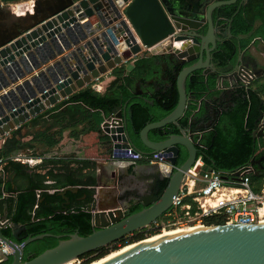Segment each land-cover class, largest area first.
I'll list each match as a JSON object with an SVG mask.
<instances>
[{"label":"water","instance_id":"water-1","mask_svg":"<svg viewBox=\"0 0 264 264\" xmlns=\"http://www.w3.org/2000/svg\"><path fill=\"white\" fill-rule=\"evenodd\" d=\"M107 1L113 7L116 16L120 17L117 5L121 6L128 0ZM72 3L73 0H34L33 13H29L27 10L17 12L7 4L0 5V57L12 50L17 53L16 48L39 32L53 29L54 26L58 29L60 26L57 27L58 22H62L68 15L73 16L72 8L75 5L70 7ZM247 3L248 0H129L123 11L135 34L122 20L121 24L126 29L128 36L125 38V42L117 44L120 55H115L112 59L109 55L111 47L103 51L96 39H92L97 50L91 42H88L86 46L92 55L88 59H84L81 50L77 49L85 63L84 65L80 63V66L75 70L69 69L70 76L56 86L58 91H54V94L47 98L45 97L43 102L29 103L26 108L20 107L0 119L1 138L21 124L28 122L62 97L82 88L92 77L104 74L108 69L114 68L116 64L121 63L122 58L128 59L132 54L139 52L140 45L135 37L137 36L143 45L152 46L151 51L154 52L152 55L165 57L162 73L154 76L150 73L147 75L150 89L154 90L147 91V94L151 95L152 92L161 88L165 90L175 82L177 103L166 116L159 120L148 121L134 132L138 134L141 144L150 152H171L168 161L175 167L181 149L186 151L185 160L166 179V184L162 189L159 188L162 178L156 170L152 181L144 185L146 189L141 193L132 194L134 202L143 206L140 210L130 213L126 209L122 213L121 205L104 210H98L93 205L90 207L94 228L91 233L79 235L75 231L67 238L60 239L56 245L46 248L28 260H22L23 247L31 240L46 234L29 236L19 243L17 240L23 238L19 234L25 227L13 223L10 229L14 239L8 238L2 234L1 229L9 219L0 217V238L12 248V261L9 264H62L148 226L170 208L172 197L177 193L184 178V172L197 157L196 137L206 129L212 128L221 111L226 110L230 104V91L233 84L248 83L251 81L248 73H257L253 67L257 65L256 60L250 55L246 56L244 49L239 48L237 52L233 51L229 54L226 47L225 36L227 39L232 36L233 18L239 11L245 12ZM77 5L88 16L94 12L101 14L104 6L107 7L105 0H79ZM49 17L50 19H48ZM27 29L33 30L24 37L16 38ZM170 36L174 41H182V44L171 50ZM28 47L25 44L24 48ZM9 57H13V54H10ZM232 59L234 63H232ZM250 63H252V67L249 68ZM133 68V62L126 63L124 65L125 75H129ZM79 69L83 71L82 76L78 73ZM194 76L200 79L193 80ZM139 78L140 81L143 75H140ZM187 80L190 84L189 90H186ZM196 82L202 83L205 88L201 93L200 101L196 98V91L192 89L193 83ZM212 90L219 92L216 95V101L209 103L204 98ZM141 92L133 91L135 94ZM144 99L146 100V98ZM262 105L264 106V98L260 97L258 116L254 121L252 132L254 137H264V127L259 125L264 117ZM130 106L120 102L115 105L109 113L103 116L102 130L109 136V142L121 136L122 146H131L134 150H140L131 141L127 127L128 123L132 124ZM210 108H214L215 112L212 113ZM209 112L211 119L198 125L197 115ZM181 117L187 118L185 124L180 122ZM169 124L175 126L178 132L170 131L164 139L160 140L149 138L148 133L151 130L163 128L162 134H164L168 130L166 126ZM131 127L134 129L133 126ZM114 146H119V144L114 143ZM251 162L253 163L254 159ZM150 166L152 167V165ZM77 188L78 186L67 185L59 190V194L65 202L57 211L63 210L69 203L65 192H75ZM138 189H141L139 184ZM148 189H150L149 193H147ZM2 220L4 221L1 222ZM96 264H264V221L190 226L182 232L130 248L113 258Z\"/></svg>","mask_w":264,"mask_h":264},{"label":"trees","instance_id":"trees-1","mask_svg":"<svg viewBox=\"0 0 264 264\" xmlns=\"http://www.w3.org/2000/svg\"><path fill=\"white\" fill-rule=\"evenodd\" d=\"M1 1L5 3L18 0ZM249 12L253 13L252 16L264 14V0H248L245 12L239 11L233 18L231 31L234 34L247 33L251 30L246 26V24L250 25L251 21L247 17ZM258 32L264 37V29H260ZM247 41L248 38L246 37L242 40V44L244 45ZM141 60L143 58H137L134 63L138 65ZM123 69L124 67L122 66L112 70L111 75L114 76V79L108 82L102 91L98 92L89 86H85L31 119L32 121H37L38 118L48 114V117L45 118H51L50 126H60L57 135L49 134V127H46L43 130L27 135L29 139L24 141L18 138L23 123L3 138L0 144V160L3 161L0 169V198L2 189L4 191H15L10 221L24 226L23 232L26 237L42 233L46 234L43 237L31 240L23 247L22 260H28L36 256L46 248L56 245L60 239L67 238L69 234L75 231L79 235H87L93 231L94 228L91 223L92 213L89 211V206L81 201L76 202V199L79 193H86L87 199H89L88 202H90L95 178L94 175H90L87 180H83L80 176L73 177V173L69 172L61 175L63 180H60L52 170L44 174L32 173L29 175L26 173L27 164L14 160L12 153L23 148L29 150L34 148L32 142L48 147L55 146L61 139L64 130L76 125H81V128L79 130L71 129L72 137H78L79 133L87 130L99 131L102 115L109 113L119 102L122 104L126 103L127 106L131 105L132 124H127L131 141L138 149L147 150L141 144L138 134L134 130L140 129L148 121L161 119L175 107L177 91L173 80H170L173 82L172 85H169L164 91L161 88L154 92L156 99L150 103L149 99L146 98L145 100L142 96L130 92L126 86L127 81H123ZM199 79V77H193V80ZM192 89L196 91V96H199L204 90V85L196 82L193 83ZM261 94L264 95V82L254 89L249 87V85L247 87L239 86L237 91L233 93L232 104L228 105L226 110L221 111L216 125L207 133H201L199 136L200 145L196 144V147L197 155L201 156L204 162L203 168L213 167L220 171L228 172L251 162L252 159L260 155L264 149V137H254L252 132L254 130V121L258 116L259 97ZM261 109H264V107L261 106ZM70 119H74L73 122ZM180 122L185 124L187 118L181 117ZM166 128L168 130L164 134H162L163 128L151 130L148 133L149 138L160 140L164 139L170 131L178 132V129L172 124L167 125ZM99 140L108 142L109 137L106 134H100ZM29 154L38 155L33 151H30ZM185 158L186 151L181 149L176 161V167L180 166ZM23 175L26 176L27 182L24 186L16 185L14 187L12 184L13 180ZM46 175L54 180L51 184L43 183V180H46ZM263 178L264 171H255L254 169L251 179L258 184L254 186L255 189L259 188ZM165 184L166 179L160 180L159 188L162 189ZM67 185H78L80 187L75 192H65L69 203L63 210L57 211L64 202L59 190ZM86 185L90 187H86ZM36 188L41 190L38 196L34 191ZM48 189H54V191L49 193ZM129 207L130 213H133L140 210L143 206L138 203L129 205ZM205 222L210 224L218 223L219 221L215 217H208ZM1 232L4 236L13 238L10 227H3ZM148 233L153 234L155 230H149ZM143 236V233L137 232L130 237H123L122 243L129 242L130 239L137 240L143 238ZM17 242L20 243L21 240H17ZM106 246L81 254L79 256L82 259L81 264H86L90 260L106 254L109 250ZM11 261L12 256L10 255L0 264H9ZM64 264H69V262Z\"/></svg>","mask_w":264,"mask_h":264},{"label":"built area","instance_id":"built-area-1","mask_svg":"<svg viewBox=\"0 0 264 264\" xmlns=\"http://www.w3.org/2000/svg\"><path fill=\"white\" fill-rule=\"evenodd\" d=\"M22 1L24 0L15 2ZM31 1V6H24L22 11L27 10L29 13H33L34 0ZM78 1L73 0L70 6L75 5L72 8L73 16L68 15L62 22H58L57 27L60 25L58 29L54 26L53 29L39 32L16 48L17 53L12 50L0 57V119L20 107L26 108L29 103L43 102L45 97L47 98L54 94V91H58L56 86L70 76L69 69L75 70L76 67L80 66V63L83 65L85 63L77 49L81 50L84 59H88L92 55L86 46L88 42H91L97 50L92 39H96L103 51L111 47L109 55L112 59L115 55H120L117 44L125 42V38L128 36L126 29L121 24L122 20L135 34L123 11L129 0L121 6L117 5L121 14L120 17L116 16L113 7L107 0H105L107 7L104 6L101 14L94 12L89 16L84 14L82 8L77 5ZM12 3L7 5L12 7ZM32 30L22 31L16 38L24 37ZM135 37L140 45L139 52L132 54L128 59L122 58L121 63L116 64L112 69H108L104 74L92 77L83 87L89 86L100 92L103 89L100 84L102 77L111 73L113 69L124 66L128 62H134L140 56L154 53L151 51L152 46L143 45L137 36ZM171 37H169V41L171 50H173L177 47L175 43L182 44V41H174ZM25 44L29 47L24 48ZM126 48L129 47L126 46ZM10 54H13V57L10 58ZM78 73L80 76L83 75L81 69L78 70ZM68 96L62 97L56 103L46 107L45 110ZM100 129L102 130V122ZM196 142L199 144V135L196 137ZM114 143L119 144V146H114ZM109 145L108 163L113 168L129 167L144 162L152 165L162 179H168L177 168L168 161L171 152H142L134 150L131 146L124 147L121 136L110 141ZM13 158L20 159L19 157ZM25 160L30 164L34 161L32 158ZM203 166L204 162L201 156L197 155L193 164L184 172V178L177 193L172 197L170 208L164 212L160 221L156 219L151 223L154 226L153 229L185 228L207 224L205 220L208 217H215L219 221L218 223L228 224L264 221V178L259 184V188L255 189L251 179V174L254 172V166L251 162L228 172L213 167L203 168ZM127 207L122 206V213L126 211ZM8 225H11L9 221L4 227ZM11 253L12 248L0 238V263L6 260Z\"/></svg>","mask_w":264,"mask_h":264},{"label":"crops","instance_id":"crops-1","mask_svg":"<svg viewBox=\"0 0 264 264\" xmlns=\"http://www.w3.org/2000/svg\"><path fill=\"white\" fill-rule=\"evenodd\" d=\"M8 3H11V2H5L4 3L0 0V5H6ZM252 14H253L252 12L247 13V17L251 21H250V25L246 24L248 29H251V30L248 31L247 33H240V36H243V37L247 36V38H248L250 33L252 32V35L255 36V37H253L254 39L255 38L257 39V36L261 37L260 41L256 40L258 42L259 46L261 47L264 45V37H263V35H260L258 30L264 29V14L262 13V14H258L255 16H252ZM249 42L250 41H247L243 46H248ZM251 51H253V50L251 49ZM139 58H143V60H141L138 65H136L133 62L134 68L130 72L129 75H125L124 69H123V75H122V77L124 76L123 81L124 82L127 81L126 86L130 90V92L133 93V91H142L140 94H135V93H133V94L142 96L143 98L150 99V95L147 94V91L151 92L154 90L150 89V86L148 84L149 77L147 75H148V73H150L152 76H154V75H158L159 73H162V70H163V63H161L162 59H160V57L155 56V55H143V56L138 57V59ZM120 67H122V66H120ZM140 75H143V78L139 81ZM106 76H109V78L106 81L101 80V82H100V84L103 87L106 86L108 84V82H110L112 79H114V76L111 75V73L107 74ZM159 80H161V78H159ZM161 82H162V80H161ZM263 82H264V75L257 77V79L251 81L249 84V87H252L254 89L259 84H261ZM189 88H190V84L187 80L186 81V90H189ZM204 90H205V88H204ZM218 92H219L218 90H214V91L212 90L205 96L204 99L205 100L207 99L209 103H214L216 101V95H218ZM260 97L264 98V95L261 94ZM260 97H259V99H260ZM196 98L198 99V101H200V98H202L201 94L199 96H196ZM194 108H195V106H194ZM210 109L213 113L214 108L213 109L210 108ZM103 116L104 115H102V121H103ZM197 117H198L197 123H198V125H201V124L206 123L207 121H209L211 119L210 118L211 113L209 112L208 114L205 113V114H201V115L198 114ZM216 123L217 122H215L214 126L216 125ZM212 128L206 129L205 131H203V133H207ZM96 133H97L96 130L84 131V132L79 134L80 135L79 139L72 137L71 135L65 136V138H63L62 140L61 139L59 140L56 147L54 146V148L58 149L57 151L59 154L58 153L57 154L53 153V155H42V154L39 155L38 154V155L34 156V155H30L28 153V154L21 155L22 158H20V159H17V158L16 159L13 158V159L20 161L21 163L27 164L26 173L29 175L32 173L44 174L49 170H47V168H43L44 166L42 165V163L47 162V161H55L56 159H60V158H65L64 156L60 155V151L65 152V151H67L65 149H69V150L73 149L75 147L73 145V143L78 144L81 142L84 146H87L88 144H91L94 142L96 143L99 140V136L96 137ZM28 138L29 137H27L23 140H26ZM68 140H70L72 142H68ZM0 142H2V139L0 140ZM109 144H110V142H109ZM109 144L106 146L102 145L100 148L103 150L108 149L107 147L110 146ZM82 151L85 153H83V155H82V154H80L81 152H79V155L77 156V158L88 161L87 159L83 158L84 154H86L87 157H91L92 155L91 156L88 155V151H87L86 147L83 148ZM143 151L150 152V150H148V149L143 150ZM26 158H32L34 160L33 163H31V164L28 163L25 160ZM1 167H0V169H1ZM86 169H87L86 167L83 168L84 171H86ZM58 171L61 173L63 170L59 169ZM96 171H97V175H96V177H94L95 178V185L92 186L93 187V193L91 194L90 202H88L89 199H87L86 193H79V195L77 196V199H76V202L81 201V202L85 203L86 205H88L89 211H90V207L93 205L96 206V208L98 210H104V209L112 207L113 205H115V206L121 205L123 207H127V206L133 204L134 198L130 195L124 196L123 194L127 193L132 187L135 186V184H139L142 191H144L146 189V187H144V185L148 184L152 181V176L156 172V169L153 166L151 167L149 164H146L144 162H139L136 165H132L129 167L113 168L110 165V163L101 160V161L97 162ZM80 172H81V169H79V171L76 174H78V176H79ZM0 176H1V173H0ZM49 177H48V175H46V177H45L46 180H43V183L50 184L54 181L52 178L50 179ZM73 177H75L74 173H73ZM12 178H13V176H12ZM26 179L27 178L25 175L20 176L19 178H15V180H13L12 184L14 187L16 185L24 186V184L27 182ZM82 179L87 180L83 177H82ZM73 186H78V185H73ZM78 187H80V186H78ZM86 187H90V186L86 185ZM53 190L54 189H48L47 191L49 193H51V192H53ZM1 191H2V194H1L2 196L0 198V217H4L5 219H9V222L12 225L13 223L10 221V214H11V212L13 210V206H14V193H15V191H11V190L10 191H4L3 189ZM34 191H35L36 195L38 196L39 192L41 190L36 188ZM121 196H122V199H120ZM98 207H103V208L101 209ZM99 219H101V218H99ZM91 223H92V220H91ZM11 225L10 226L8 225L7 227H11ZM92 226H93V223H92Z\"/></svg>","mask_w":264,"mask_h":264},{"label":"rangeland","instance_id":"rangeland-1","mask_svg":"<svg viewBox=\"0 0 264 264\" xmlns=\"http://www.w3.org/2000/svg\"><path fill=\"white\" fill-rule=\"evenodd\" d=\"M108 78H109V76L105 75L102 78V80L106 81ZM104 87H103V89H104ZM45 117H48V114L38 118L37 121L29 120L28 122L24 123L23 126L20 128L18 138L23 140V139L27 138V135H30V134L35 133L37 131L43 130L46 127H49V130H48L49 134L57 135V132H58L60 126L59 125L50 126L51 125V118L47 119ZM45 119H47V120H45ZM73 120L74 119H70V121H72V122H73ZM80 128H81V125H76L72 128H67L62 133L61 140L63 138H65V136L72 135V131L70 132L71 129L79 130ZM100 134H104L101 129H99V131H97L96 137L99 136ZM75 138L79 139L80 135H78V137H75ZM26 140H24V141H26ZM68 142H72V141L68 140ZM32 143L34 145V148H32L30 150L23 148L22 150L15 151L12 153L13 157L22 158L21 155L28 154V153H30V151L31 152L33 151L34 153L39 154V155H41V154L42 155H53V153H55V154L58 153V151H57L58 149L54 148V146L48 147V146H45L43 144H39L36 142H32ZM108 144H109V141L103 142L100 140H98L96 143L94 142V143L88 144L87 146H84L81 142L78 144L73 143V145L75 146L73 149H71V150L65 149V150H67L65 152L60 151V155L64 156L65 158L56 159L55 161L44 162V163H42V165L44 166L43 168H47V170H53L52 172L54 174H56L60 180H63V177L61 175H64L66 173L73 172V171H74L73 172L74 176L78 177V174H76V173L79 171V169H81V172L79 173L80 177H83L85 179H88L90 175H94V177H96V175H97V171H96L97 162L101 161V160L105 161V162L109 161L108 160V157L110 156L109 147H107L108 149H105V150L100 148L102 145L106 146ZM55 147H56V145H55ZM85 147L88 151V155H90V156L92 155L91 157H87V155L84 154L83 158L87 159L88 161L77 158V156L79 155V152H81L80 154H82V155H83V153H85L82 151L83 148H85ZM2 165H3V161L0 162V167ZM84 167L87 168L86 171L83 170ZM59 169H61L63 171L60 173L58 171ZM256 185H258V184L254 183V186H256ZM113 206H115V205H113ZM98 208L102 209L103 207H98ZM163 216H164V214H163ZM163 216L159 217L158 221H160L161 220L160 218H163ZM153 227H154L153 224H149L148 226L143 227L141 229H138V230L128 234L127 236L130 237L134 233L138 232V233H143L144 234L143 237L145 238V237L150 235V233H148L149 230H155V229H153ZM171 228H174V227H171ZM158 231H160V229L155 230V232H158ZM122 240H123V238L117 240L116 242H112L109 245H107L106 247L109 249L108 252H112L116 249L121 248L122 246H124L128 243H132V242L137 241L134 239H130L128 243H122ZM138 240H140V239H138ZM81 261H82L81 258H78V260L73 259V260L69 261V264H79V263L81 264Z\"/></svg>","mask_w":264,"mask_h":264},{"label":"flooded vegetation","instance_id":"flooded-vegetation-1","mask_svg":"<svg viewBox=\"0 0 264 264\" xmlns=\"http://www.w3.org/2000/svg\"><path fill=\"white\" fill-rule=\"evenodd\" d=\"M231 34H232V36L230 37V39H227L226 36H225V40L227 42L226 43V47H227L228 53L231 54L233 51L237 52L239 48L244 49L246 56H249L250 55V56H252L256 60V64L257 65L256 66H253V67L256 69L257 73L260 74V75H256L257 73H255V72H253V74L246 72V73H248V76L251 78V81L257 79V77L263 76L264 75V45L260 47L259 44H258V42L256 41V40H259L260 41L261 40V37L257 36V39L256 38L254 39L253 37H255V36H253L252 35V32H251L250 35H249V37H248V41H250L249 42V45L248 46H243L242 40L245 39L247 36L246 37H243V36H240V34H234L233 32H231ZM251 49L253 51H251ZM160 59H162V62L161 63H164L165 57H160ZM232 63H234L233 59H232ZM250 67H252V63L249 64V68ZM250 82L244 83V84L241 83L240 85L239 84H236V85L233 84L232 90L230 91V93H231V100L229 101L230 104H232L233 93L237 91V89L239 88V86H245V87H247L250 84ZM162 91H164V89ZM155 97H156L155 96V93L152 92L151 97L149 99L150 100V103H152L156 99ZM259 125H260V127L261 126L264 127V123H263L262 120L260 121V124ZM253 164H254L255 171L256 170H263L264 171V149L261 151L260 155L254 159ZM260 166H262V168H260ZM149 190L150 189L147 190V193L150 192ZM137 192L138 193H141L142 192V189L141 190L138 189V184H135L134 187H132L127 193H125L123 195L124 196L125 195L132 196V194H137ZM133 204H138V203H135L134 202ZM133 204H131V205H133ZM129 208L130 207L128 206L126 209L129 210ZM19 235L20 236H23V238L21 239V241H23L26 238L25 233L23 231H21V233ZM12 239H14V238H12Z\"/></svg>","mask_w":264,"mask_h":264},{"label":"bare ground","instance_id":"bare-ground-1","mask_svg":"<svg viewBox=\"0 0 264 264\" xmlns=\"http://www.w3.org/2000/svg\"><path fill=\"white\" fill-rule=\"evenodd\" d=\"M31 4H32L31 0H24L22 2H14V3H12V8L15 11L19 12V11H22L24 6H28L29 5V7H30ZM175 44L177 46L181 45V44H179V42H177ZM187 228L188 227H185V228L184 227L164 228V229H162V230H160L158 232L150 234L149 236H147V237H145V238H143L141 240H138V241H135V242H132V243H128V244L122 246L121 248L116 249V250H114L112 252H109L105 256H103V257H101L99 259L93 260L91 262H88L86 264H96V263L102 262L104 260H107V259L115 257L117 254L121 253L122 251H126V250H128L130 248H133V247H136V246L145 245V244H147L149 242H152L154 240H160L163 237L168 236V235L177 234L179 232L184 231ZM71 260H73V259H71ZM71 260H68V261H66L64 263H67V262H69ZM64 263H62V264H64Z\"/></svg>","mask_w":264,"mask_h":264},{"label":"clouds","instance_id":"clouds-1","mask_svg":"<svg viewBox=\"0 0 264 264\" xmlns=\"http://www.w3.org/2000/svg\"><path fill=\"white\" fill-rule=\"evenodd\" d=\"M5 251H7V249H5Z\"/></svg>","mask_w":264,"mask_h":264}]
</instances>
